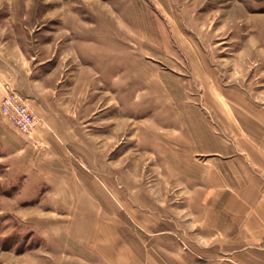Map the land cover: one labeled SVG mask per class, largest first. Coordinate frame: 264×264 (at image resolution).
Listing matches in <instances>:
<instances>
[{
  "label": "rangeland",
  "instance_id": "obj_1",
  "mask_svg": "<svg viewBox=\"0 0 264 264\" xmlns=\"http://www.w3.org/2000/svg\"><path fill=\"white\" fill-rule=\"evenodd\" d=\"M8 90L36 123L0 114V264H232L264 0H0Z\"/></svg>",
  "mask_w": 264,
  "mask_h": 264
},
{
  "label": "crops",
  "instance_id": "obj_2",
  "mask_svg": "<svg viewBox=\"0 0 264 264\" xmlns=\"http://www.w3.org/2000/svg\"><path fill=\"white\" fill-rule=\"evenodd\" d=\"M256 111L261 115H248L245 121L246 129H250H245L249 137L245 142L248 141L249 146L240 153L239 159L232 158L223 163L232 182L229 193L222 199V208L235 227L228 240L238 243L232 250L236 254L231 253L232 264H264V250L258 246L264 236V109L257 108ZM230 204L237 210V223L232 217L235 214L226 210Z\"/></svg>",
  "mask_w": 264,
  "mask_h": 264
},
{
  "label": "built area",
  "instance_id": "obj_3",
  "mask_svg": "<svg viewBox=\"0 0 264 264\" xmlns=\"http://www.w3.org/2000/svg\"><path fill=\"white\" fill-rule=\"evenodd\" d=\"M0 114L19 132H27L36 123L22 97L13 90L6 91L0 98ZM259 247L264 250V236Z\"/></svg>",
  "mask_w": 264,
  "mask_h": 264
}]
</instances>
